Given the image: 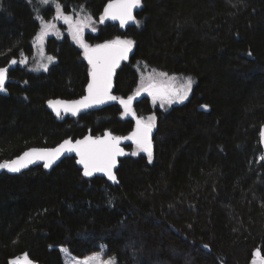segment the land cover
Returning <instances> with one entry per match:
<instances>
[{
    "label": "trees",
    "instance_id": "trees-1",
    "mask_svg": "<svg viewBox=\"0 0 264 264\" xmlns=\"http://www.w3.org/2000/svg\"><path fill=\"white\" fill-rule=\"evenodd\" d=\"M108 1L53 4L98 21L85 36L90 48L133 41L115 72V96L141 91L144 69L191 77L189 96L167 108L145 95L133 102L139 120L155 118L152 158L126 146L115 185L84 178L74 158L50 170L0 169V264L22 254L63 264L60 248L79 259L104 248L115 264H252L257 248L264 258V0H140L123 26L99 22ZM38 4L0 0V68L16 61L0 91V163L88 131L120 137L134 127L118 105L76 118L47 108L51 99L83 96L89 65L64 36L45 42L56 62L29 68L38 19L55 12Z\"/></svg>",
    "mask_w": 264,
    "mask_h": 264
},
{
    "label": "snow or ice",
    "instance_id": "snow-or-ice-1",
    "mask_svg": "<svg viewBox=\"0 0 264 264\" xmlns=\"http://www.w3.org/2000/svg\"><path fill=\"white\" fill-rule=\"evenodd\" d=\"M51 2L52 0H39L41 5H49ZM139 4L140 0H116L115 3H110L107 6L104 16L101 17V22H103L105 18H110L112 20H119L120 24L123 26L128 21L134 20L132 10ZM56 7L59 12V5L57 4ZM63 19L65 23L71 24L70 16L64 15ZM87 26V23L78 22L73 28V39L77 40L81 47L84 48L85 56L87 57L88 63L91 65V82L88 84V95L79 101L63 103V109L65 112H71L75 115L81 109L119 99V103L124 106L125 112L127 113L131 110L133 97L130 96L127 100L120 99L111 95L110 90L112 87L114 69L118 66L120 60L127 59L128 53L132 49L133 41L116 39L103 45H97L96 48H89L82 38L83 28ZM52 27H54V25L44 23L37 39L42 40ZM93 31H95L94 28ZM48 60L52 61L53 57H48ZM12 63H16V61H12ZM21 63H24V61H21ZM41 67L47 70V65L42 64ZM6 72L7 69L0 68V91L4 90ZM192 84V78L188 77L179 89L174 90L173 95L180 101L187 99ZM153 87L154 86L150 85L143 90L148 91L153 96V99H155L157 93L152 91ZM137 95H139V92H137ZM169 103H171V100H169ZM59 104H61L59 101H49V105L55 108L58 116L60 115V108L56 107V105ZM202 107H207V105ZM154 119V117L149 118L150 121ZM153 127L154 124L151 122L142 124V122L138 120L137 131L128 138L135 139L139 150L146 152L150 161L152 158L150 133ZM120 139V137H113L110 134L106 135L103 139H93L89 136L83 140H77L75 143L71 140L65 141L59 147L52 150L32 149L16 160L0 163V169L6 168L12 172H18L21 168L27 167L29 163H33L34 161H44L43 166L49 168L65 152H75L80 157L78 163L83 165L84 176L91 177L94 172H102L105 173L110 180L115 181L116 177L112 170L116 165V157L124 154L123 150L119 148ZM135 154L136 153H133V155ZM25 157L28 159L26 162H23L25 161ZM205 247H207V245H205ZM12 264H20V262L14 260ZM25 264H28L27 258H25Z\"/></svg>",
    "mask_w": 264,
    "mask_h": 264
},
{
    "label": "rangeland",
    "instance_id": "rangeland-1",
    "mask_svg": "<svg viewBox=\"0 0 264 264\" xmlns=\"http://www.w3.org/2000/svg\"><path fill=\"white\" fill-rule=\"evenodd\" d=\"M53 3H54V0H52V2L49 5L54 6L55 12L52 13L50 17H48L47 19H43V18L38 19L39 30L32 42L33 55L30 60L29 68L33 72H36V73L46 71L43 67H41L42 64L47 65V69H48V67L51 64L56 62V57L48 55L45 52V42L47 38L53 37L57 40H62L64 36H67L70 39V41L73 44H75L77 47L82 49L85 54L84 48L81 47L80 43L77 40L73 39L74 26L78 22H84L88 24V26L84 27L82 31V38H83L84 43H86L85 41L86 34H96L98 31L99 23L95 19L89 16H84V15H79V14H77L76 16L68 15V14L62 13L60 10L58 12L56 5ZM38 5H41V4L39 3ZM43 6H46V5H43ZM64 15L71 17V24L64 22V19H63ZM44 23L54 25V27L50 28L48 30V34L45 35L42 40H40V39H37V37L39 36ZM93 28L95 29V31H93ZM86 44L88 45V43ZM48 57H53V60L49 61ZM18 63L19 65L24 64V63H21V61H19ZM139 74H140V78H139L140 90L148 88L150 85H152V86H161L167 93L166 97L153 99L154 102L159 107H166V108L171 107L174 105H178L186 100L184 99L183 101H180L176 99V97L173 95L174 90L179 89L180 86L186 80H179L180 78H175V76L164 75L161 72H157V71L150 70V69L141 70ZM189 93H188V96H189ZM169 100H171V103H169ZM142 122L144 124H147L149 122L154 124V120L153 121L143 120ZM139 151L141 150H139L138 146H135L131 150V153L137 154ZM60 250L62 252L63 264H86V262L87 264H115V260L113 258L105 256L104 248H101V251L91 254L82 259H79V258H76L70 255L66 249L60 248ZM252 264H259V262L254 260Z\"/></svg>",
    "mask_w": 264,
    "mask_h": 264
},
{
    "label": "water",
    "instance_id": "water-1",
    "mask_svg": "<svg viewBox=\"0 0 264 264\" xmlns=\"http://www.w3.org/2000/svg\"><path fill=\"white\" fill-rule=\"evenodd\" d=\"M115 2H116V0H109V1L106 3V5H105V9L107 8V6H108L110 3H115ZM136 9H137V6H136L135 8H133V10H132L133 17H134V14H135ZM104 13H105V10H104ZM103 16H104V14H103ZM104 20H106V21H111V22H114V23L120 24V21H119V20H112V19H110V18H105ZM132 21H133V20H130V21H128L126 24H129V23H131ZM100 23L103 24V22H101V21H100ZM124 25H125V24H124ZM103 44H106V43H103ZM103 44H99V45H103ZM96 46H97V45H96ZM96 46H93V47H91V48H96ZM85 59H86V61H87V63H88V60H87V57H86V56H85ZM123 60H125V59H123ZM123 60H120V61H119V64H118V66L114 69V72H113V75H112V87H111V90H110V94L113 95V96H115V94H114V79H115V72H116L117 68L119 67L120 63H121ZM14 61H15V60H14ZM14 65H15V63H12V62H11V63L9 64V66L4 67L3 69H7V71H8V69H9V68H13ZM88 65H89V77H88V82H87V85H86V87H85V91H84L83 96H81V97H79V98H77V99H74V100H65V99H59V98H58V99H51V100H49V101H53V102H56V101L61 102V104L56 105V107H59V108H60V115H65V116H69V117H72V118H76V117H78V116L81 115V114H84V113H87V112H91V111H97V110H100V109H102V108H104V107H107V106H110V105H118V106H120V107L123 109V111L125 112L124 106L121 105V104L119 103V99H117V100H115V101H107L106 103L101 104V105H93L92 107H89V108H86V109H81V110H80L78 113H76L75 115H73L71 112H65V111H64V109H63V103H65V102H67V103H71V102H73V101H79V100H82L85 96L88 95V84L91 82V75H90V72H91V65H90L89 63H88ZM6 82H11V80H10V79L8 78V76H7V72H6L5 83H6ZM5 83H4V85H5ZM152 91H154V92L157 93L156 98H163V97H166V96H167V93L165 92V90H164L161 86H154V87L152 88ZM165 93H166V94H165ZM143 95L153 97L148 91H144V90L139 91V95H137V93H136V94H134L133 96H131V97H133V101H132V104H131V110H130L129 112H127V113L125 112V114H126L129 118H131V119L133 120V122H134V127H133L132 131H131L129 134L124 135V136H120L121 139H120V142H119V148L123 150V153H124V154H123V155H118V156L116 157V165H115V167H114L113 170H112V171H113V174H114L115 177H116V171H117L118 166H119V160L122 159V158L129 157V156H130V151H129L128 149H126V146H128V145H130V146H137V144H136V142H135V139H128V138L131 137L132 134H133L134 132L137 131V121L139 120V119L135 116V114L133 115V113H134V112H133V109H132L133 102H134L135 100H137L138 98H140L141 96H143ZM116 97H117V96H116ZM118 98H119V97H118ZM120 99H125V100H127V98H120ZM49 101L46 103L47 108H48L50 111H52L54 114H57L55 108L49 105ZM139 121H141V120H139ZM141 122H142V121H141ZM142 124H144V123L142 122ZM153 132H154V130H153V128H152V131H151V133H150L151 149H152V138H153ZM108 134H110L111 136H113V135H112L109 131H107V130H106L102 135H100V136H93V135H91L90 131H88V132H87L84 136H82L81 138H78V139H75V140H72V139H70V138L65 139V140L61 141L59 144H57L56 146H54V147H52V148L32 147V148L26 149L25 151H23L22 153H20L18 156L14 157L12 160H16L17 158L22 157V156L24 155V153L29 152V151L32 150V149H38V150H40V149H43V150H52V149H56V148L59 147L62 143H64L65 141H68V140H71L73 143H75L77 140H83L84 138L89 137V136L92 137L93 139H96V138H101V139H103V138H104L106 135H108ZM113 137H118V136H113ZM259 145H260V148H261V162H262V164H264V124L261 125V127H260V132H259ZM64 158H74V159H75V164H76V166L81 170V173H82V175H83V165H81L80 163H78L80 157H79L75 152H70V153H69V152H65V153H64L63 155H61V157H60L58 160H56V161L52 164V166L49 167V168H45V167L43 166L44 161H34L33 163H29V164L27 165V167L21 168L20 171H18V172H12V171H10V172L13 173V174H20V173H22V172L28 170L29 168H32V167H35V166H42L44 169H46V170H50L51 168H53V167H55L57 164H59V162H60L61 160H63ZM27 159H28V158L25 157V161H23V162H26ZM12 160H11V161H12ZM83 177H84V178L99 177V178H103V179H105V180H106L109 184H111V185H115V184H117V179H116L115 181L110 180V179L108 178V176H107L105 173H102V172H94L93 175H92L91 177H86V176H84V175H83ZM257 253H259V254H257ZM253 256H254V260L257 261V262H259V264H264V258L261 256L260 248H257V249L254 251ZM25 258H27V262H28V264H39V263H37V262L31 260L26 254L17 255V256H14V257L9 258V259L7 260V264H12V262H13L14 260H18V261L20 262V264H25Z\"/></svg>",
    "mask_w": 264,
    "mask_h": 264
},
{
    "label": "flooded vegetation",
    "instance_id": "flooded-vegetation-1",
    "mask_svg": "<svg viewBox=\"0 0 264 264\" xmlns=\"http://www.w3.org/2000/svg\"><path fill=\"white\" fill-rule=\"evenodd\" d=\"M100 21H101V20H100ZM100 21H99V22H100ZM103 21H105V20H103Z\"/></svg>",
    "mask_w": 264,
    "mask_h": 264
}]
</instances>
